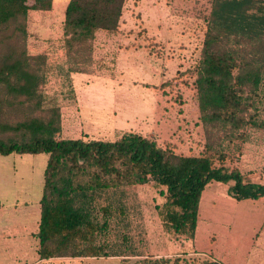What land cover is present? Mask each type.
<instances>
[{
    "label": "trees",
    "instance_id": "obj_1",
    "mask_svg": "<svg viewBox=\"0 0 264 264\" xmlns=\"http://www.w3.org/2000/svg\"><path fill=\"white\" fill-rule=\"evenodd\" d=\"M126 0H69L63 23V47L71 73L87 72L93 62L98 28L118 27ZM53 0H0V132L22 130L21 139L0 137V154L48 153L38 231L40 255H110L95 242L96 231L108 222L98 220L93 201L109 188L153 182L164 198L158 206L166 232L193 238L199 203L213 180L229 183L237 199L264 196V183L245 181L237 167L216 163L219 130L233 132L247 123L260 125L248 114L246 88L258 91L264 72V0H213L198 63L199 106L207 127V151L182 155L155 140L129 132L117 140L57 139V120L29 116L43 105L40 85L45 80V54L31 55L28 19L32 9L46 10ZM249 116V117H248ZM213 128L218 129L213 135ZM30 132V137L26 134ZM213 138L219 140L217 146ZM88 175L81 182L79 177ZM104 215L111 213L103 205ZM119 254V253H118ZM127 254H124L126 257ZM176 256H145L135 264H180ZM128 264L127 260H123ZM201 264H220L204 258Z\"/></svg>",
    "mask_w": 264,
    "mask_h": 264
},
{
    "label": "crops",
    "instance_id": "obj_2",
    "mask_svg": "<svg viewBox=\"0 0 264 264\" xmlns=\"http://www.w3.org/2000/svg\"><path fill=\"white\" fill-rule=\"evenodd\" d=\"M68 2L53 0L50 9L30 10L27 47L31 55L45 54L48 58L63 54L58 48ZM200 2L126 0L118 27L95 31L91 66L103 62L112 66L110 70L77 72L72 76L74 86L79 87L86 136L89 133L90 139L114 141L134 132L153 138L158 145L162 142L163 146L172 147L177 154L196 155L198 143L203 141L199 105L187 97L186 89V100L178 108L161 90L147 85L143 79L161 78L152 64L166 59L165 55L161 57L162 50L182 46L183 21L193 32L201 29L204 22L201 17L206 13L201 5L205 4V8L207 0ZM143 64L148 75L140 73ZM86 136L69 138L87 139ZM42 153L45 152L32 154L42 159L38 169L0 167V186L16 189L31 184L35 172L40 176L35 181L42 185L34 200L17 193L9 197L0 194V264H120L116 260L120 256L117 251L99 256L41 257L37 234L49 156H41ZM17 154L31 153L0 154V161ZM238 169L245 181L264 183L263 172H250L240 166ZM229 185L217 180L206 185L200 198L195 234L185 241L184 251L220 264H252V257L255 261L264 257V196L237 199L229 194Z\"/></svg>",
    "mask_w": 264,
    "mask_h": 264
},
{
    "label": "rangeland",
    "instance_id": "obj_3",
    "mask_svg": "<svg viewBox=\"0 0 264 264\" xmlns=\"http://www.w3.org/2000/svg\"><path fill=\"white\" fill-rule=\"evenodd\" d=\"M192 1L198 4L201 0ZM212 1L207 0L205 8V4L203 6L201 5L203 11L206 12L201 17L204 21L201 29L198 32H193L192 29L190 30V26H187V21H183L182 37L184 39L182 46H179L177 49L170 47L167 50H162L161 57L163 58L165 55L166 59L160 64H152V66L157 68L155 69L157 76L161 78L157 79L153 76L151 79H143L147 85L161 90L164 96H168L169 100L173 101L177 107L182 105L186 100V89L189 93L187 97L193 99V102L196 101L199 105L197 85L198 63ZM56 16L57 18L59 17L58 13ZM188 36L189 39L193 40H189ZM58 49L63 54L46 58L45 69L47 70L45 80L39 87L44 94L43 105L39 110L37 108L35 109L32 104V109L28 114L29 116H37L44 121H48L54 117L59 125V130L55 133L57 139L74 137L80 134L86 136L83 121L84 111H82L79 101V87L78 85L76 87L74 86V80L72 78L75 73L67 76L63 70L68 65L66 62V50L63 47L61 38ZM111 66L110 63L103 62L93 68L90 65L87 70H110ZM140 73H148L144 64ZM244 97H246L249 103L248 114H254L256 116L255 119L260 125H255L250 122L233 132L227 131L226 129L219 130L216 137L221 138V143L216 149L210 152H216V163L218 165L221 164L220 156L225 155L223 160L227 159L225 162L228 168H238L240 166L241 168L250 170V172L260 171L264 173V72L262 85L258 91H250L249 88H246ZM200 119L203 126V141L198 143L199 148L196 155H201L207 151V143L209 140L206 130L211 125L210 123L204 122L201 110ZM217 130L213 128V135ZM21 134L22 130L9 129L0 132V137L21 139L23 137ZM30 134L28 132L26 137L29 138ZM88 136H90L89 133H87L86 138L90 139ZM219 140L213 138L216 146ZM163 145L164 143L161 142L159 146L168 148L175 153L172 147ZM47 155V153H42L41 156ZM40 164H42V159H36L35 155L32 154H17L13 155V157L6 158L4 161H0V167L15 166L17 168H25L35 166L38 169ZM24 177L27 178V176ZM32 177L34 182L31 184L25 183L16 188L17 190L21 189V191H17L12 187L0 186V189L2 187L0 194H5L6 197H9L17 193L22 196L28 195L29 198L34 200L36 192L40 189L42 190V185L40 183L38 185V182L35 181L38 177L40 179L38 172H35ZM78 180L85 182L88 180V175H81ZM163 199L151 182L123 186L116 189L109 188L101 195L97 193L93 201L95 215L100 221L106 220L108 225L106 229L96 231L95 242L105 244L107 246L105 251L107 252L117 251L120 256L116 260L120 264H124L123 260H127L128 264H135L137 260L145 257L144 255L160 258H174L179 256L181 258L180 264H201V260L205 257L190 255L184 251L186 250L185 241L189 240L186 235L170 234L165 231L158 212V206L161 205ZM103 205L110 206L111 213L109 215H104L100 210V207ZM127 253L130 255L129 257L124 256ZM133 253L134 255H131ZM176 253L180 255H176ZM252 260H254L252 264H264V257L256 260L257 262L254 257H252ZM102 261L106 262L105 259H102Z\"/></svg>",
    "mask_w": 264,
    "mask_h": 264
}]
</instances>
